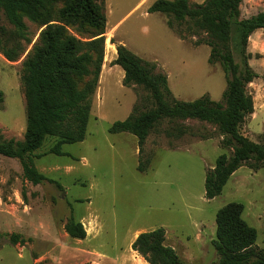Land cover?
I'll use <instances>...</instances> for the list:
<instances>
[{
  "label": "rangeland",
  "instance_id": "1",
  "mask_svg": "<svg viewBox=\"0 0 264 264\" xmlns=\"http://www.w3.org/2000/svg\"><path fill=\"white\" fill-rule=\"evenodd\" d=\"M155 1L99 0L107 18L105 56L86 137L64 144V155L50 152L57 138L47 137L33 155L37 169L53 181L34 184L24 178L18 159L0 155V264H150L132 243L139 232L158 227L165 228L166 243L176 249L183 264H214L220 259L213 244L216 215L230 202L244 205L242 216L257 229L256 245L264 248V168L254 171L242 166L220 195L206 197L207 171L220 154H230L212 124L197 119L163 121L149 134L140 154L135 135L110 132L112 124L126 119L135 106L152 107L142 86L123 84L125 72L113 63L119 44L168 77L172 98L190 101L208 95L223 100L227 76L219 62H209L208 34L193 33L177 22L171 28L168 16L148 12ZM205 1L190 0L195 5ZM240 10V19L249 18L264 11V0H242ZM25 21L31 41L25 42L21 57L9 61L0 53L3 139L21 140L27 127L23 61L43 27ZM1 25L13 29L2 13ZM251 43L250 37L248 52ZM240 46L235 35L232 50L235 61L242 64ZM254 56L259 65L261 54ZM262 65L261 79L248 85L255 103L263 99L262 109L257 118L247 117L242 132L264 143ZM258 88L263 94H256ZM185 127L188 130L179 134V128ZM140 161L148 162L145 171L139 169ZM72 216L83 223L86 238L67 233ZM13 234L18 236L15 243Z\"/></svg>",
  "mask_w": 264,
  "mask_h": 264
},
{
  "label": "trees",
  "instance_id": "2",
  "mask_svg": "<svg viewBox=\"0 0 264 264\" xmlns=\"http://www.w3.org/2000/svg\"><path fill=\"white\" fill-rule=\"evenodd\" d=\"M242 0H206L192 4L190 0H156L149 13H163L174 22L186 24L193 33L206 32L211 47L210 63L219 62L227 76L222 101L208 95L190 101L172 98L168 77L155 71L153 63L144 61L124 44L117 46L114 65L125 72V86H142L150 95L152 107L133 112L124 120L115 121L111 133L127 132L138 138L139 154L149 134L163 121L197 119L212 124L223 136L221 145L230 151L218 156L205 178L208 199L220 195L230 177L242 166L257 171L264 168V143L252 140L242 132L247 117L255 111L248 85L260 75L249 63V38L264 29V11L240 19ZM0 13L13 26H0V53L9 61L18 60L30 42L25 19L40 24L39 37L23 61V94L27 106V127L24 138L0 137V155L21 162L24 178L34 184L53 181L40 172L33 160L47 137L57 141L50 152L66 154V143L85 139L92 101L99 84L105 56L104 33L107 18L99 0H0ZM70 29L87 37H78ZM236 31V32H235ZM239 38L242 64L235 61L232 43ZM4 93L0 90V108ZM188 128H179L184 134ZM148 163V162H147ZM147 163H139L145 171ZM244 205L230 202L216 215V238L213 244L220 256L214 264H264V248L256 245L258 232L242 216ZM73 238L84 239L87 230L73 216L66 223ZM12 235L11 241L17 242ZM150 264H183L176 249L166 243V230L158 227L141 231L132 243Z\"/></svg>",
  "mask_w": 264,
  "mask_h": 264
},
{
  "label": "crops",
  "instance_id": "3",
  "mask_svg": "<svg viewBox=\"0 0 264 264\" xmlns=\"http://www.w3.org/2000/svg\"><path fill=\"white\" fill-rule=\"evenodd\" d=\"M263 29H258V30H256L254 33H252V35L250 36L251 37V39L253 40V43H251V45H250V52L253 54V55H255V54H261V59H262V62L258 65L257 64V60L258 59H256V57L254 56V57H252L253 59H250V65L255 69V71L257 72V73H259L260 75H262V72H261V70H258V68L259 69H261L262 67H260V66H263L262 65V63H264V50H263V47H264V34H262V31ZM260 71V72H259ZM259 79H261L260 77L259 78H257V80H259ZM255 83V82H254ZM259 85H261L262 86V84L264 85V83H258ZM260 87V86H259ZM261 88V87H260ZM260 88H258L257 90V92H256V94H263V92L261 91H259V89ZM263 103V99L261 98L260 100H259V103L257 104V103H255V111H254V113L251 115V118L250 119H255V118H257L258 117V110L260 109H262V104ZM237 171H235V173H236ZM235 173H233V175L231 176V177H233L234 175H236ZM140 233V232H139ZM138 233V234H139ZM138 234L135 236V238L138 236ZM135 240V239H134Z\"/></svg>",
  "mask_w": 264,
  "mask_h": 264
}]
</instances>
